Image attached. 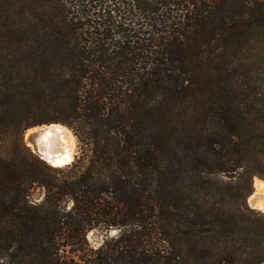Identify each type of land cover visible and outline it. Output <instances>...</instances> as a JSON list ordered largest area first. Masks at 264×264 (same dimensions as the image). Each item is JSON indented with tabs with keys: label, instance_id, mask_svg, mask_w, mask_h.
I'll return each mask as SVG.
<instances>
[{
	"label": "trees",
	"instance_id": "1",
	"mask_svg": "<svg viewBox=\"0 0 264 264\" xmlns=\"http://www.w3.org/2000/svg\"><path fill=\"white\" fill-rule=\"evenodd\" d=\"M86 1L0 0V264H264V0Z\"/></svg>",
	"mask_w": 264,
	"mask_h": 264
},
{
	"label": "rangeland",
	"instance_id": "2",
	"mask_svg": "<svg viewBox=\"0 0 264 264\" xmlns=\"http://www.w3.org/2000/svg\"><path fill=\"white\" fill-rule=\"evenodd\" d=\"M69 1H71V0H69ZM74 1H75V3H77V5H79V6H77V8H79V10L82 11L81 13H83L84 16L87 14V15H89V17H91L92 12H95V14H99V13L104 14V12H102V11L100 12L98 10V8L94 9L93 7H90V6H93V4H90L86 0H74ZM122 1H125V0H122ZM104 7H105V5H104ZM109 7H111V5H109V4L106 5V14H107V12L110 11ZM126 8L127 7L125 6V10L122 11L123 13L127 12ZM51 125H60L64 128H66L70 132V134L73 136L75 151H74L72 159L74 160L75 157L79 154V141H78L76 135L74 134L73 130L66 125L48 124V125H41V126H36V127H32V128L27 129L23 133V142H24L25 146L31 151L32 154H34L39 159H41V156L39 154L40 153L41 138L43 136L44 131L47 129V127L51 126ZM44 159L45 158H43L41 160H43L49 166L54 167L46 159L45 160ZM250 165L254 166L253 163H250ZM261 170L264 174V167L261 168ZM259 182L264 183V180L260 179L258 177H255L253 179V188H254L253 190H254V192L252 195H250L247 198L246 203L250 209H252V210L256 211L257 213L264 216V212L255 207L256 202L264 199L263 198L264 196H262V194H264V192H262L257 187V184ZM39 195L40 194L36 191V198H39ZM118 233H119L118 229L95 228V229L89 231L86 235V242H87V250L85 252L86 256L91 255L92 254L91 252L95 251L97 248H99L104 243V241L116 237L118 235Z\"/></svg>",
	"mask_w": 264,
	"mask_h": 264
},
{
	"label": "bare ground",
	"instance_id": "3",
	"mask_svg": "<svg viewBox=\"0 0 264 264\" xmlns=\"http://www.w3.org/2000/svg\"><path fill=\"white\" fill-rule=\"evenodd\" d=\"M74 151V138L66 128L60 125L47 127L41 138L40 153L52 166L62 167L70 163ZM257 187L264 192V183L259 182ZM255 207L264 212V199L256 202Z\"/></svg>",
	"mask_w": 264,
	"mask_h": 264
},
{
	"label": "water",
	"instance_id": "4",
	"mask_svg": "<svg viewBox=\"0 0 264 264\" xmlns=\"http://www.w3.org/2000/svg\"><path fill=\"white\" fill-rule=\"evenodd\" d=\"M39 154H40V156H41V159H43V156L41 155V153H39ZM44 160H45V159H44ZM72 161H73V159H72ZM72 161H71V162H72ZM71 162H70V163H71ZM70 163H68V164H70ZM68 164H66V165H68ZM62 167H63V166H62Z\"/></svg>",
	"mask_w": 264,
	"mask_h": 264
}]
</instances>
